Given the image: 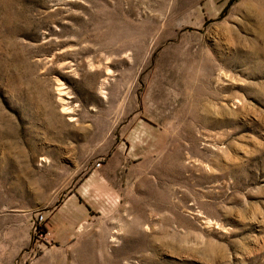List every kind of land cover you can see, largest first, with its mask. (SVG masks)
Masks as SVG:
<instances>
[{"label": "rangeland", "instance_id": "1", "mask_svg": "<svg viewBox=\"0 0 264 264\" xmlns=\"http://www.w3.org/2000/svg\"><path fill=\"white\" fill-rule=\"evenodd\" d=\"M249 5L0 0V264H264Z\"/></svg>", "mask_w": 264, "mask_h": 264}, {"label": "bare ground", "instance_id": "2", "mask_svg": "<svg viewBox=\"0 0 264 264\" xmlns=\"http://www.w3.org/2000/svg\"><path fill=\"white\" fill-rule=\"evenodd\" d=\"M249 11L253 12V13H258V14H263V11H264V8L262 6H256V5H249V8H248ZM264 15V14H263ZM261 29V28H260ZM260 36H262L264 38V24L262 26V29L260 31ZM255 52H259V48L257 46L256 43H253V53ZM64 90L60 91V95H61V101L63 103V111L64 112H69V109L70 107L68 106L69 105V102L67 101L66 98L62 97L63 95H66L65 92H63Z\"/></svg>", "mask_w": 264, "mask_h": 264}]
</instances>
